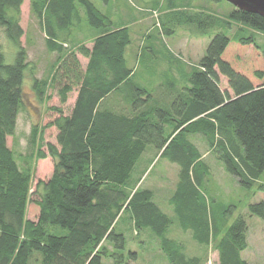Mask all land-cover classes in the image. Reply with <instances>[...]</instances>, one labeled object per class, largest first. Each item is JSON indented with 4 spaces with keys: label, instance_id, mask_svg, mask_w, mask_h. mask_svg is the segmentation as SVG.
<instances>
[{
    "label": "trees",
    "instance_id": "16d2710c",
    "mask_svg": "<svg viewBox=\"0 0 264 264\" xmlns=\"http://www.w3.org/2000/svg\"><path fill=\"white\" fill-rule=\"evenodd\" d=\"M24 1L0 0V31L17 49L9 65L0 49V264L135 262L136 253L126 252L124 236L116 231L125 216L136 235L148 230L158 239L168 264L207 263L206 256H188L187 244L168 236L173 226L189 233L200 251L216 252V264H249L242 259L248 247L245 217L229 224L235 207L207 197L210 169L195 139L205 140L208 153L241 188L264 192V51L252 35L231 40L219 32L236 25L238 33H264V18L233 7L219 20L168 3L165 17L170 18L159 21L160 34L171 36L185 25L209 42L196 67L177 81L167 74L154 87L149 79L158 67L136 83L137 64L127 66L129 24L114 28L91 0H29L45 49L57 55L49 77L33 79L32 89L44 102L45 91L54 85L59 100L50 108L57 117L47 125L56 130L54 143H43L40 128L30 131L38 158L47 155L53 161L51 176L36 186L42 192L35 201L37 219L31 221L26 219L30 172L19 168L7 147L23 106L28 69L20 44ZM98 1L107 6L111 0ZM162 7L154 4L146 13ZM81 21L98 35L89 48L68 52L66 44ZM72 92L75 99L66 112ZM161 160L178 169L166 204L147 183ZM247 215L264 228V201L249 205Z\"/></svg>",
    "mask_w": 264,
    "mask_h": 264
},
{
    "label": "rangeland",
    "instance_id": "374dc122",
    "mask_svg": "<svg viewBox=\"0 0 264 264\" xmlns=\"http://www.w3.org/2000/svg\"><path fill=\"white\" fill-rule=\"evenodd\" d=\"M91 2L110 19L114 28H121L125 24L130 25V45L125 52L127 66L132 68L134 64H137V76L134 78L136 83L140 80L137 81L139 76H143L149 70H151L149 72H153L152 70H154L155 66L157 71L158 67L156 74L150 75L151 84H155L157 79L164 81V77L168 76L167 74L171 76L170 80L177 81L178 77L180 78L186 74L190 67L198 65L209 42L206 36H201L197 33V29L185 25L176 27L175 33L171 36L160 34L162 25L159 21L170 18L168 16L165 17L168 14L165 11V6L168 3L171 4V8L176 10L182 12L184 10L203 12L219 20L226 19L233 10V6L225 0L218 2L215 0H111L110 5L108 4L109 6H104L98 0H91ZM154 4L163 5L164 7L161 8L163 13L160 10L152 11L150 13L153 14L152 16L146 13L149 7ZM82 20H84L83 17ZM156 21L159 22V27L156 26ZM20 26L24 34L20 44L27 53L28 69L25 71V80L22 88L24 92L23 106L18 115L15 134L7 139V147L13 151L19 168L21 170L28 169L30 172V194H32L26 208V219L36 221L38 207L35 201L39 199V195L42 192V187L40 186L37 190L36 186L38 182H44L51 176L53 161L47 155L45 158H38L37 149L30 144V131L33 126L38 127L42 131L43 143H54L56 130L53 127H47V125L57 117L53 111H50V108L58 107L59 100L56 95V88L51 85L45 91V101L41 102L32 89V80L38 79L40 81L49 77L50 67L56 61L57 55L49 53L45 49L44 37L39 29L37 20L31 14L29 0H25L21 7ZM219 32L224 33L231 40L252 35L257 45L264 51V33L251 30H244V32L238 33L236 25H232L231 29L225 28V30H220ZM97 35L96 30L88 27L85 21H81L73 30L72 38L66 44L68 46L66 50L69 52L81 45L89 48ZM0 49L5 57V63L8 65L13 64L17 49L9 41H6L2 31H0ZM78 59L81 65L85 66L86 60L81 56ZM160 59H163L164 63H157ZM137 61L138 63H136ZM149 63L153 65L149 67ZM225 85L226 82L222 79L221 87L224 88ZM69 98L65 107L66 112L69 111V106L72 105L75 99V92H72ZM195 142L204 154V161L210 169L204 186L207 197L212 198L218 205L235 207L234 214L229 219V224L238 215L244 216L248 224V247L242 253V259L249 264H264L263 225L259 219L247 215V207L249 205L264 201V192H255V188L251 191L241 188L236 180L225 172L222 163L216 159L215 154L208 153L205 140L196 138ZM41 150L46 153L45 147H42ZM162 161L150 173L147 183L151 188L154 187L160 201L166 204L169 191L176 181L178 169ZM261 179H264V173ZM171 229L168 236L177 241H184L187 244L186 253L188 256H206V264L217 263V254L212 249L209 248L206 253L202 252L197 248V244L191 242L189 233L181 232L177 226H173ZM116 231L124 236L126 252H135L137 255L135 262L129 261L127 264H168L159 249L158 239L150 231L142 230L136 235L133 225H131L126 216L117 224ZM201 249L203 250V248ZM103 264H111V262L103 259Z\"/></svg>",
    "mask_w": 264,
    "mask_h": 264
},
{
    "label": "water",
    "instance_id": "95a60500",
    "mask_svg": "<svg viewBox=\"0 0 264 264\" xmlns=\"http://www.w3.org/2000/svg\"><path fill=\"white\" fill-rule=\"evenodd\" d=\"M236 10L264 18V0H225Z\"/></svg>",
    "mask_w": 264,
    "mask_h": 264
},
{
    "label": "crops",
    "instance_id": "0c3cea01",
    "mask_svg": "<svg viewBox=\"0 0 264 264\" xmlns=\"http://www.w3.org/2000/svg\"><path fill=\"white\" fill-rule=\"evenodd\" d=\"M110 3H111V1H110ZM110 3H109V5H110ZM109 5H107V6H109ZM160 84H161L160 81L157 80L156 84H154L153 86H154V87H157V86L160 85Z\"/></svg>",
    "mask_w": 264,
    "mask_h": 264
}]
</instances>
